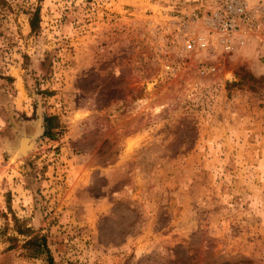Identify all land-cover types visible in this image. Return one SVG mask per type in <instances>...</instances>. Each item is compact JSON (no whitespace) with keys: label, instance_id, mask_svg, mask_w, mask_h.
I'll return each instance as SVG.
<instances>
[{"label":"rangeland","instance_id":"rangeland-1","mask_svg":"<svg viewBox=\"0 0 264 264\" xmlns=\"http://www.w3.org/2000/svg\"><path fill=\"white\" fill-rule=\"evenodd\" d=\"M193 1L0 0V264H264V34L183 53Z\"/></svg>","mask_w":264,"mask_h":264},{"label":"built area","instance_id":"built-area-1","mask_svg":"<svg viewBox=\"0 0 264 264\" xmlns=\"http://www.w3.org/2000/svg\"><path fill=\"white\" fill-rule=\"evenodd\" d=\"M171 24L181 52L223 60L264 34V0H195L179 9Z\"/></svg>","mask_w":264,"mask_h":264},{"label":"trees","instance_id":"trees-1","mask_svg":"<svg viewBox=\"0 0 264 264\" xmlns=\"http://www.w3.org/2000/svg\"><path fill=\"white\" fill-rule=\"evenodd\" d=\"M29 28L31 32H35L36 29L38 28V10L35 9L31 18L29 19ZM49 117H44L43 121L47 123V127H45V131H43V135L50 136L48 135L50 131L52 130V126L49 124ZM19 234H22L23 231L18 230ZM27 251L31 255H44L45 256V261L46 264H54L52 257L50 255V252L47 248L45 238L43 236H33L27 241L24 242L23 244Z\"/></svg>","mask_w":264,"mask_h":264},{"label":"water","instance_id":"water-1","mask_svg":"<svg viewBox=\"0 0 264 264\" xmlns=\"http://www.w3.org/2000/svg\"><path fill=\"white\" fill-rule=\"evenodd\" d=\"M19 149H20V148H19ZM26 149H27V148H26ZM20 152H21V153H24V151H22L21 149H20Z\"/></svg>","mask_w":264,"mask_h":264}]
</instances>
